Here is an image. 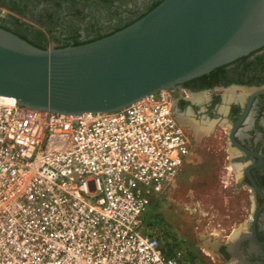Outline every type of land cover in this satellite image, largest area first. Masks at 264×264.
Masks as SVG:
<instances>
[{
    "label": "built area",
    "instance_id": "2783aa9c",
    "mask_svg": "<svg viewBox=\"0 0 264 264\" xmlns=\"http://www.w3.org/2000/svg\"><path fill=\"white\" fill-rule=\"evenodd\" d=\"M171 91L82 115L0 95V264H182L142 231L193 148Z\"/></svg>",
    "mask_w": 264,
    "mask_h": 264
},
{
    "label": "water",
    "instance_id": "95a60500",
    "mask_svg": "<svg viewBox=\"0 0 264 264\" xmlns=\"http://www.w3.org/2000/svg\"><path fill=\"white\" fill-rule=\"evenodd\" d=\"M264 47V0H164L131 26L41 49L0 28V95L82 115L121 110Z\"/></svg>",
    "mask_w": 264,
    "mask_h": 264
},
{
    "label": "flooded vegetation",
    "instance_id": "af4514ba",
    "mask_svg": "<svg viewBox=\"0 0 264 264\" xmlns=\"http://www.w3.org/2000/svg\"><path fill=\"white\" fill-rule=\"evenodd\" d=\"M163 1L0 0V28L41 49L77 47L124 30ZM171 95L186 132L199 134L203 116L201 128L216 124L221 150L231 155V171L249 199L242 229L224 230L223 239L207 246L220 264H264V47L178 85Z\"/></svg>",
    "mask_w": 264,
    "mask_h": 264
},
{
    "label": "rangeland",
    "instance_id": "374dc122",
    "mask_svg": "<svg viewBox=\"0 0 264 264\" xmlns=\"http://www.w3.org/2000/svg\"><path fill=\"white\" fill-rule=\"evenodd\" d=\"M200 121L205 127L204 116ZM211 125L200 127L199 134L187 131L193 149L181 174L142 216V231L157 237L167 253L182 251V264H220L206 241L223 239L224 230L239 232L248 219L246 191L239 189L231 155L221 150L216 124Z\"/></svg>",
    "mask_w": 264,
    "mask_h": 264
},
{
    "label": "trees",
    "instance_id": "16d2710c",
    "mask_svg": "<svg viewBox=\"0 0 264 264\" xmlns=\"http://www.w3.org/2000/svg\"><path fill=\"white\" fill-rule=\"evenodd\" d=\"M168 254L170 255L171 253H169V251H168Z\"/></svg>",
    "mask_w": 264,
    "mask_h": 264
}]
</instances>
